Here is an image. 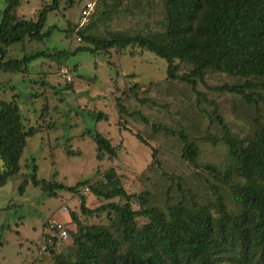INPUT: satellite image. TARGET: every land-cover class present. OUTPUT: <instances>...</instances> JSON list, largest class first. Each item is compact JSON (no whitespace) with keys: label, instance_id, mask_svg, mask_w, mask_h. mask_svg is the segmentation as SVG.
Instances as JSON below:
<instances>
[{"label":"rangeland","instance_id":"374dc122","mask_svg":"<svg viewBox=\"0 0 264 264\" xmlns=\"http://www.w3.org/2000/svg\"><path fill=\"white\" fill-rule=\"evenodd\" d=\"M87 1L59 0L57 8L47 12L45 29L49 25L55 26L50 36L41 41L26 38L7 50L8 58L19 59L37 50L56 49L65 53L61 59L43 57L32 61L21 72L0 71V99H14L25 128L32 126L36 130L27 138L18 174L0 186V264H72L75 246L71 234L64 240H46L45 227L52 218L64 221L73 232L80 223L82 226L111 227L117 233L119 228L113 212L109 216L101 211L88 215L80 210L81 198L90 209L110 201L123 203L120 197L104 200L89 189L102 184L103 174L109 168L115 170L128 193L150 191L153 196L150 203L160 209L166 204V189L169 190V203L189 201V195L177 190L178 185L185 192L190 190L195 201L211 209L216 198L213 186H219L227 210L236 214L240 208L229 192L230 186L242 184L244 178L231 174L223 179L211 175L203 167L210 164L218 171H224L232 165L222 132L211 114L213 105L201 96L197 97L184 80L177 79L178 83L173 84L167 78L164 58L137 46L112 48L107 52L97 49L74 52L78 46L93 47L73 32L80 9ZM94 1L90 21L81 29L84 36L109 38L123 30L128 35L138 32L161 34L164 31L162 0H135L130 15H120L111 8L116 0ZM50 2L20 0L16 12L25 19L35 20L42 7ZM4 3L0 0V11ZM67 30L72 33L67 35ZM174 64L179 75L192 70L190 63L176 59ZM62 67L68 69L71 81L62 78L59 72ZM247 80L251 87L246 92L254 97L255 92L264 96V77L251 76ZM243 82L244 78L206 70L203 82L197 80L195 88L217 103L218 114L234 137L248 143L258 128L253 122L255 106L244 104L242 97L207 88ZM134 84H137L136 88H133ZM125 94L132 96L125 98ZM116 98L126 106V113L117 112ZM136 108L148 118V125L140 121L138 114L132 113ZM258 108L259 119L264 123L262 102L258 103ZM97 112L106 114L108 120L96 121L90 116ZM153 121L186 134L196 146L198 167L182 157L183 145L177 137L163 129H152ZM121 122H125L124 125ZM88 129L110 139L116 156L105 154L97 159L95 143L88 136ZM135 133L145 142H141ZM32 158L37 167L36 178L40 180L66 186L81 181L86 183L76 192L61 189L46 192L30 181ZM132 208L137 210L140 206L133 201ZM72 213L76 220L72 219ZM146 222L144 217L136 218L138 226ZM43 239L47 250L41 254Z\"/></svg>","mask_w":264,"mask_h":264},{"label":"trees","instance_id":"16d2710c","mask_svg":"<svg viewBox=\"0 0 264 264\" xmlns=\"http://www.w3.org/2000/svg\"><path fill=\"white\" fill-rule=\"evenodd\" d=\"M69 1L72 3V0ZM4 2L0 11L1 72H21L36 59L46 57L59 60L65 55L56 49H46L24 54L19 59L8 58L7 50L14 43H21L26 38L41 41L50 36L55 26L49 25L45 29L47 12L56 9L59 0H51L50 4L43 6L35 20L25 19L16 12L20 0ZM162 2L165 25L163 33L138 32L128 35L123 30L109 38H94L83 35L81 29L87 25L78 27L76 23L73 32L93 47L78 46L74 52L96 49L107 52L112 48L123 49L127 46L146 49L165 59L167 78L173 84L178 83L177 79H182L187 82V86H191L197 97L201 96L211 103L212 117L222 132L232 165L224 171H218L210 164L203 167L211 175L223 179L231 174L244 178L242 184L230 186L229 192L231 199L240 205L239 211L233 214L227 210L219 193V186H213L216 198L212 201L214 209H211L208 205L195 201V195L190 190L185 192L181 185L177 186V190L189 195V201L169 203V190L166 189V204L164 209H160L156 204L150 203L153 199L150 191L128 193L115 170L109 168L103 174L102 184L90 186L89 189L104 200L120 197L124 200L123 203L110 201L90 209L81 198L80 210L88 215L101 211L109 216L113 212L119 231L115 233L111 227L82 226L80 223H77L76 232L67 228L69 235L73 236L75 246L72 264H264V123L259 119L261 112L259 113L258 108L259 102L264 105V96L255 92L254 97L246 92L251 87L248 77H264V0ZM134 3L135 0H128L126 3L116 0L111 8L120 15H130V7ZM66 32L68 35L72 30ZM176 59L190 63L192 70L179 75L175 70ZM206 70L245 79L241 84H222L207 88L242 97L244 104L255 106L256 116L253 122L258 128L248 143L234 137L224 118L218 114L217 103L208 99L204 92L196 90L197 80L203 82ZM136 87L137 84H134L133 88ZM132 95L125 94L124 97L130 98ZM142 99L139 98V101H143ZM120 100L116 98L115 101L117 112L126 113L127 108ZM132 113L138 114L140 121L148 125V118L137 108ZM90 116L96 121L108 120L103 112L90 113ZM153 122V130L163 129L177 137L183 145L182 157L190 165L198 167L196 146L188 140L186 134ZM121 123L124 125L125 122ZM35 133L34 127L25 128L14 99H0V186L18 174L21 165L19 160L27 138ZM87 133L95 143L97 159L105 154L116 156L110 139L96 130L88 129ZM135 134L141 142H145L138 133ZM152 157L154 161V151ZM34 162L32 158L30 181L33 185H40L46 192L54 193L57 189L76 192L86 183L81 181L66 186L40 180L36 178L37 167ZM224 195L226 196L225 193ZM133 201L140 209L132 208ZM71 217L76 220L73 213ZM137 217H144L147 222L138 226ZM44 242L43 239L42 243Z\"/></svg>","mask_w":264,"mask_h":264},{"label":"built area","instance_id":"2783aa9c","mask_svg":"<svg viewBox=\"0 0 264 264\" xmlns=\"http://www.w3.org/2000/svg\"><path fill=\"white\" fill-rule=\"evenodd\" d=\"M94 6H95V1L89 0L81 7L79 17L77 19L78 27H83L89 23L90 17L92 16L94 11ZM59 72L63 79L67 81H71V75L68 72L67 68L62 67ZM44 233L46 235L47 242H51L54 239L64 240L69 236L65 222L58 220L56 218H52L47 222ZM46 250L47 247H46V243L44 242L40 246V253L44 254Z\"/></svg>","mask_w":264,"mask_h":264},{"label":"crops","instance_id":"0c3cea01","mask_svg":"<svg viewBox=\"0 0 264 264\" xmlns=\"http://www.w3.org/2000/svg\"><path fill=\"white\" fill-rule=\"evenodd\" d=\"M20 15V14H19Z\"/></svg>","mask_w":264,"mask_h":264}]
</instances>
